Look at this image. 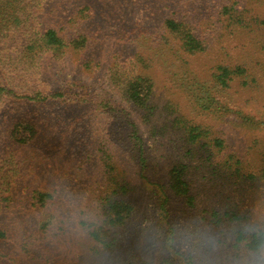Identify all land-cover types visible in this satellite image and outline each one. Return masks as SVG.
I'll return each instance as SVG.
<instances>
[{
    "label": "rangeland",
    "instance_id": "374dc122",
    "mask_svg": "<svg viewBox=\"0 0 264 264\" xmlns=\"http://www.w3.org/2000/svg\"><path fill=\"white\" fill-rule=\"evenodd\" d=\"M43 7L34 34L53 27L86 43L28 55L9 41L0 58L11 90L0 98V160L20 169L1 196L0 264H264V242L247 247L264 236V0ZM166 20L202 50L186 52ZM221 68L239 70L227 87ZM137 76L153 87L141 109L124 95ZM22 119L40 129L28 145L11 135ZM174 167L193 205L171 189ZM36 191L52 199L34 204ZM115 200L133 208L122 226L104 221Z\"/></svg>",
    "mask_w": 264,
    "mask_h": 264
},
{
    "label": "trees",
    "instance_id": "16d2710c",
    "mask_svg": "<svg viewBox=\"0 0 264 264\" xmlns=\"http://www.w3.org/2000/svg\"><path fill=\"white\" fill-rule=\"evenodd\" d=\"M47 0H0V58H3L2 53L6 50V45L9 41H16L20 47L27 52L28 55L42 54L44 51H52L54 54H64L65 49L80 50L85 46V38L82 36H74L69 39L66 36H61L60 32L53 27H44L42 30L34 34L33 28L37 25L39 16L44 12V3ZM167 31L171 34H177L182 41L183 49L188 53H196L202 50L200 41H198L189 30H184L182 24L176 23L173 20H166L164 24ZM181 34V36L179 35ZM239 70H228L221 68L220 74L217 76L219 87H227L231 80L232 73H237ZM3 73L0 61V74ZM152 83L146 76H137L127 83L124 95L135 108L141 109L149 103ZM8 89V81L0 76V98L11 90ZM9 91V92H8ZM57 97V96H56ZM28 102L37 101L34 98H25ZM39 127L36 123L22 119L12 128V139L17 145H28V142H35L38 139ZM191 139L199 138L200 133L196 129L190 130ZM64 135H62L63 137ZM214 146L221 148L217 140L213 141ZM18 164L7 159L0 160V205L2 202H7L10 196L1 197L15 187L14 176L19 173ZM170 187L177 196L185 198L188 205H193L189 195V185L184 178V168L174 167L170 171ZM121 191L124 189L119 188ZM34 204H45V201L51 200L50 194L40 192L32 193ZM132 206L124 200H115L113 203L107 204L106 217L104 221L111 226H122L129 217L132 216ZM4 238V233L0 229V240ZM264 242L263 234L254 236L247 247L252 250H258Z\"/></svg>",
    "mask_w": 264,
    "mask_h": 264
}]
</instances>
